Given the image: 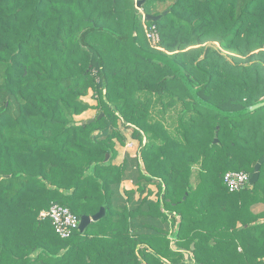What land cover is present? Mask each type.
<instances>
[{"label": "trees", "instance_id": "trees-1", "mask_svg": "<svg viewBox=\"0 0 264 264\" xmlns=\"http://www.w3.org/2000/svg\"><path fill=\"white\" fill-rule=\"evenodd\" d=\"M136 1L0 0V264H264V161L223 181L264 155V105L193 93L264 99V0ZM52 204L105 214L62 238Z\"/></svg>", "mask_w": 264, "mask_h": 264}, {"label": "built area", "instance_id": "built-area-1", "mask_svg": "<svg viewBox=\"0 0 264 264\" xmlns=\"http://www.w3.org/2000/svg\"><path fill=\"white\" fill-rule=\"evenodd\" d=\"M147 36L153 44L159 39L155 27L148 29ZM132 146V142H128ZM250 175L244 171H227L223 181L230 191L242 190L249 185ZM41 216H48L54 226L55 232L62 238L70 237L74 230L79 229V218L66 206L52 204L48 210L42 211Z\"/></svg>", "mask_w": 264, "mask_h": 264}, {"label": "water", "instance_id": "water-1", "mask_svg": "<svg viewBox=\"0 0 264 264\" xmlns=\"http://www.w3.org/2000/svg\"><path fill=\"white\" fill-rule=\"evenodd\" d=\"M143 2V0H137L136 3H135V6L136 7H140L141 6V3ZM130 1H128V8L130 7ZM166 12V11H165ZM161 15H150V14H145L144 15V18L145 20H148V21H156L157 19L160 18ZM194 93V97L199 101L201 102L202 104L206 105L207 107L211 108V109H214L216 110L217 112H219L220 114L222 115H225V116H241V115H244L248 112H251V111H254L256 110L257 108L261 107L264 105V99L260 102H257V103H254V104H251L249 106H246L242 109H239V110H233V111H227V110H223V109H220L218 107H216L215 105L207 102V101H204L202 99H200L196 93L193 91ZM102 115L99 114L97 118H100ZM94 121V118H90V119H87L86 121H82V124L84 123H90ZM217 139L215 138L214 141H216ZM144 141H145V138H144ZM109 157V154H106V157H105V160H107ZM264 161V155H262L258 160L257 162L255 163L254 165V170L252 172V174L250 175L249 177V185H254L256 183V181L258 180V177H259V169H260V166L261 164L263 163ZM105 214V209L104 207H100L99 210L94 213L93 215L89 216V215H82L79 219V231H83L92 221H97L99 220L100 218H102ZM193 244H191V248H193Z\"/></svg>", "mask_w": 264, "mask_h": 264}, {"label": "crops", "instance_id": "crops-1", "mask_svg": "<svg viewBox=\"0 0 264 264\" xmlns=\"http://www.w3.org/2000/svg\"><path fill=\"white\" fill-rule=\"evenodd\" d=\"M95 113V110H88L86 111L82 117L84 119H87V118H91L93 117V114ZM128 134V133H127ZM132 140V146H117V150H118V153L116 155V158L114 159V163L115 164H120L122 162V160L126 157V156H129V157H135L136 156V141L133 140V139H128L127 143L129 141ZM136 186L134 185V178L131 174V172H129L128 174V177H126L122 182H121V185H120V191L121 193L123 192L124 189H135ZM136 197H138V193L136 194Z\"/></svg>", "mask_w": 264, "mask_h": 264}, {"label": "rangeland", "instance_id": "rangeland-1", "mask_svg": "<svg viewBox=\"0 0 264 264\" xmlns=\"http://www.w3.org/2000/svg\"><path fill=\"white\" fill-rule=\"evenodd\" d=\"M163 8H165V5H158L156 9H157V10H162ZM145 29H146L145 32H146V34H147L148 31H149V30H148L149 27H146ZM90 95H91V94H88L87 97H86V99H89V98H90ZM124 131H125L126 133H128V135H129V133H130L129 130H125V129H124ZM152 188L155 189L154 186H152ZM262 208H263V205H261V204L253 206V210H254V211H260Z\"/></svg>", "mask_w": 264, "mask_h": 264}]
</instances>
